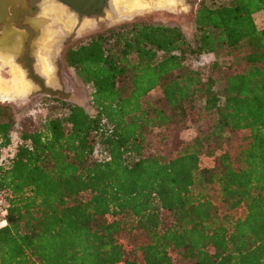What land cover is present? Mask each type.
Here are the masks:
<instances>
[{"label":"trees","instance_id":"trees-1","mask_svg":"<svg viewBox=\"0 0 264 264\" xmlns=\"http://www.w3.org/2000/svg\"><path fill=\"white\" fill-rule=\"evenodd\" d=\"M209 1L191 35L134 19L64 48L93 112L53 98L20 130L0 264H264V0ZM13 123L0 103V157Z\"/></svg>","mask_w":264,"mask_h":264},{"label":"rangeland","instance_id":"rangeland-1","mask_svg":"<svg viewBox=\"0 0 264 264\" xmlns=\"http://www.w3.org/2000/svg\"><path fill=\"white\" fill-rule=\"evenodd\" d=\"M146 1L152 2V4H146L147 7H141V9H135V7L129 9L132 6L129 2H125L124 5L122 3V0H119L120 3L118 2V0H115V2H113V0H109V6L104 9V15L95 17H89L85 15L83 16L82 25L86 23H88L89 25L90 23L89 27L83 30L81 29L83 27L79 28L81 22H79V16L76 12L70 10V8L64 4L56 3L55 6L50 2V0H47L46 5H43V28H41L43 43L38 44L40 49L36 52L37 60L34 66V70L36 69L35 71H37L42 55L45 54L47 59H49L51 68L53 69L51 70L53 79L55 81V84L50 85L47 80L48 76H45V74H43L45 84L54 89H60L68 92L71 96L70 99H72V101H65L78 103L79 105L84 106L89 112H93V109L89 104V87L81 83L75 75L73 69L66 66L63 62L62 51L65 45H76L88 35L99 31L104 27L134 19H143L150 22L162 23L165 25H177L187 35H191L194 31L193 20L194 9L196 7H192L190 2L186 0H154L155 3H153V0ZM208 3L215 4L216 2L212 3V1L208 0ZM163 4L166 5L164 6ZM55 7L57 8V10H55ZM58 12L64 15L62 19H59L60 25L63 22L60 27L55 25L57 23L55 21H57L56 16ZM51 16L55 17V20L52 19ZM253 17L257 27H264V9H262L258 13H255ZM215 59L221 62V64L225 63L228 60L227 57L221 55L216 56L212 53H206L203 54L198 61L208 63ZM198 61L194 59H188L187 64L196 67L199 65ZM7 69L8 71H5ZM10 70V66H6L4 62L0 61V84L3 87L5 86L3 90L8 91L11 89L10 92L17 90L16 86L18 85L16 84H18V82L16 81H19L20 83L24 81V83H28L30 86V92H28L25 97L19 96L15 99L0 100V103L11 105V113L14 123L10 136L12 141H16L19 140L20 130L25 128L28 123H33L35 126H37L41 122V120L49 113V111L55 106L56 103L55 101L51 100L53 99L52 97H48L45 94H39V86L35 84L31 79L25 78V74L22 76L19 74V72L12 69L11 75ZM21 71L22 70L20 69V72ZM221 85L222 83L218 82L215 85V88H220ZM159 96L160 90L158 88H155L148 93L145 99L152 101ZM56 98L64 100L61 96H56ZM194 134L195 128L193 125H191L187 129L182 130L179 136L184 140H189L194 136ZM201 164L208 165L210 164V161L206 158H203L201 160ZM173 257L177 261L179 255L173 254Z\"/></svg>","mask_w":264,"mask_h":264},{"label":"flooded vegetation","instance_id":"flooded-vegetation-1","mask_svg":"<svg viewBox=\"0 0 264 264\" xmlns=\"http://www.w3.org/2000/svg\"><path fill=\"white\" fill-rule=\"evenodd\" d=\"M46 1L47 0H0V58H1L0 61L4 62L6 66H10L11 75L13 69L19 72V74L22 76L25 74V78L30 79L28 68L29 66H31L33 68V71L43 78V75L35 71L36 69L34 70V66L37 60L36 52L39 51L40 49L38 44L43 43L41 28H43V5H46ZM73 1H75L74 3L83 10L81 18L79 14L76 11H74L73 8L64 1L50 0V2L53 3L54 5L56 3H61L68 6L70 10L76 12L79 16V22H81L80 25L82 24V20H83L82 18L84 15L89 17L100 16L99 14H95L92 12L96 10V6H92V7L87 6L86 4L83 3V0H73ZM139 1H141L142 3L143 1H145L143 3L144 6L146 5L145 3L152 4L151 2L146 0H139ZM186 1L190 2L192 7L195 8L197 7L200 0L198 1L186 0ZM95 3L97 5L103 3V8H102L103 14L101 15H104V9L109 6L110 2L109 0H96ZM135 8H140V7H135ZM195 9H194V14H195ZM57 15H59L61 19L64 16L62 15V13L59 12L57 13ZM52 19L55 20V17H52ZM59 19L58 21H55L57 22L55 25L60 27L63 24V22L60 25ZM87 26L89 27V25L88 24L86 25V29L88 28ZM105 28L107 27H104L99 31ZM67 46L69 45H65L64 48ZM20 69L22 70L21 72ZM5 71H8V69ZM29 90L30 88L28 89V91L22 92V95L20 97H25L28 94L27 92H30ZM39 94L43 95L42 93ZM48 97H52V96H48ZM52 98H56V97H52Z\"/></svg>","mask_w":264,"mask_h":264},{"label":"bare ground","instance_id":"bare-ground-1","mask_svg":"<svg viewBox=\"0 0 264 264\" xmlns=\"http://www.w3.org/2000/svg\"><path fill=\"white\" fill-rule=\"evenodd\" d=\"M121 1V0H120ZM159 1V0H158ZM157 1V2H158ZM161 1V0H160ZM163 1V0H162ZM168 1V0H167ZM113 2H115V0H113ZM118 2H119V0H118ZM130 3L132 6H131V8H129V9H132V7H140L139 9H141V7L143 6V7H145L144 6V2L145 1H143V3L141 2V1H139V0H122V3L124 4V3ZM156 2V3H157ZM152 3V2H151ZM155 3V2H154ZM160 3V2H159ZM145 4H147V3H145ZM158 4V3H157ZM125 5V4H124ZM128 5V4H127ZM148 5H149V3H148ZM151 5V4H150ZM162 5V4H161ZM164 5V4H163ZM166 5V4H165ZM164 5V6H165ZM168 5V4H167ZM130 6V5H129ZM147 7V6H146ZM50 8V7H49ZM53 9V8H52ZM136 9V8H135ZM128 12V11H127ZM134 12V11H133ZM126 13V12H125ZM129 14V13H128ZM110 16V15H109ZM60 18V17H59ZM111 19V18H110ZM90 22V21H89ZM88 23H86V24H84L83 25V27H85L86 25H87ZM89 25H90V23H89ZM93 25V24H92ZM88 27V26H87ZM58 28V27H57ZM64 28V27H63ZM59 29V28H58ZM65 29V28H64ZM86 29V28H85ZM83 30H84V28H83ZM61 31V30H60ZM51 38V37H50ZM49 38V39H50ZM47 40V39H46ZM53 45V44H52ZM50 48V47H49ZM52 50V49H51ZM50 50V51H51ZM55 53V52H54ZM40 59V58H39ZM52 68H51V65H50V63H49V59H47V57L45 56V54L44 55H42V58H41V60H40V63H39V65H38V69H37V71H38V73L39 74H41V75H43V74H45V76L47 75L48 77H47V80H48V83L50 84V85H53V84H55V81H54V79H53V75H52V70H51ZM16 82H18V84H16V85H18V86H16L17 87V90H14V91H11L10 92V90H8V91H5V90H3V88L5 87H3L1 84H0V100H9V99H15V98H17V97H19V96H21L22 95V92H26V91H28V89L30 88V86H29V84L28 83H24V81H22L21 83L19 82V81H16ZM29 87V88H28ZM28 93V92H27Z\"/></svg>","mask_w":264,"mask_h":264},{"label":"water","instance_id":"water-1","mask_svg":"<svg viewBox=\"0 0 264 264\" xmlns=\"http://www.w3.org/2000/svg\"><path fill=\"white\" fill-rule=\"evenodd\" d=\"M64 1L65 3L69 4L74 11H76L80 18H81V15H82V12L83 10L81 8H79L73 1V0H62ZM96 0H83V3L86 4L87 6H96V10L95 11H92L93 13L95 14H103L102 12V8H103V3H100V4H96L95 3ZM85 11H88V10H85ZM29 78L39 86V93H42V94H45V95H48V96H52V97H56V96H61L64 100H70L72 101L71 96L68 92H65L63 90H60V89H54L50 86H47L45 84V80L44 78H42L40 75L36 74L34 71H33V68L31 66H29ZM73 103V102H72ZM75 104H78V103H75ZM79 105V104H78Z\"/></svg>","mask_w":264,"mask_h":264},{"label":"built area","instance_id":"built-area-1","mask_svg":"<svg viewBox=\"0 0 264 264\" xmlns=\"http://www.w3.org/2000/svg\"><path fill=\"white\" fill-rule=\"evenodd\" d=\"M20 139L12 141L11 143L3 150V153L0 157V163L9 161L15 154L16 147L20 143ZM7 192L5 190H0V227L6 224V213H7Z\"/></svg>","mask_w":264,"mask_h":264},{"label":"crops","instance_id":"crops-1","mask_svg":"<svg viewBox=\"0 0 264 264\" xmlns=\"http://www.w3.org/2000/svg\"><path fill=\"white\" fill-rule=\"evenodd\" d=\"M55 10H57V8H55ZM61 11H62V10H61ZM260 11H261V10H260ZM260 11H258V12H260ZM258 12H256V13H258ZM56 17H57V21H58V19H59L60 16L57 15ZM80 27H83V25L81 24ZM85 27H86V26H85ZM83 28H84V27H83ZM83 28H81V29H83Z\"/></svg>","mask_w":264,"mask_h":264}]
</instances>
